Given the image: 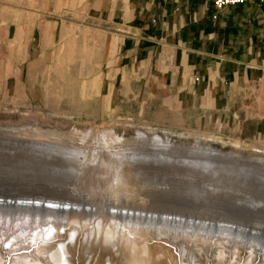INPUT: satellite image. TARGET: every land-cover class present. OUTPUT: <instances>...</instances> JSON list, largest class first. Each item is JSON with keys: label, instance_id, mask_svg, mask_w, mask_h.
Segmentation results:
<instances>
[{"label": "rangeland", "instance_id": "rangeland-1", "mask_svg": "<svg viewBox=\"0 0 264 264\" xmlns=\"http://www.w3.org/2000/svg\"><path fill=\"white\" fill-rule=\"evenodd\" d=\"M94 1L0 0V197L209 218L233 211L239 188L264 192V90L243 93L232 107L238 119L217 124L167 116L141 84L126 99L111 68L117 43ZM110 131L117 142L103 138ZM121 176L128 186L107 194ZM244 218L264 229V215Z\"/></svg>", "mask_w": 264, "mask_h": 264}, {"label": "crops", "instance_id": "crops-1", "mask_svg": "<svg viewBox=\"0 0 264 264\" xmlns=\"http://www.w3.org/2000/svg\"><path fill=\"white\" fill-rule=\"evenodd\" d=\"M94 2L101 29L117 43L111 68L126 99H136L141 84L140 94L167 116L217 124L239 117L232 107L243 93L264 90V0L221 10L215 0Z\"/></svg>", "mask_w": 264, "mask_h": 264}, {"label": "bare ground", "instance_id": "bare-ground-1", "mask_svg": "<svg viewBox=\"0 0 264 264\" xmlns=\"http://www.w3.org/2000/svg\"><path fill=\"white\" fill-rule=\"evenodd\" d=\"M102 136L118 141L113 131ZM153 142L171 144L161 137ZM197 149L209 157L225 156L212 147ZM125 186L121 176L107 194L113 196ZM236 191L247 196L237 197L233 211L209 218L97 203L80 208L43 197H0V264H97L101 255L110 264H264V229L244 218L264 215V192L245 187ZM97 194L95 188L89 192ZM180 242L184 250L178 249ZM187 244L195 250L186 251Z\"/></svg>", "mask_w": 264, "mask_h": 264}, {"label": "built area", "instance_id": "built-area-1", "mask_svg": "<svg viewBox=\"0 0 264 264\" xmlns=\"http://www.w3.org/2000/svg\"><path fill=\"white\" fill-rule=\"evenodd\" d=\"M248 2L249 0H215V6L221 10L227 6L242 5Z\"/></svg>", "mask_w": 264, "mask_h": 264}]
</instances>
